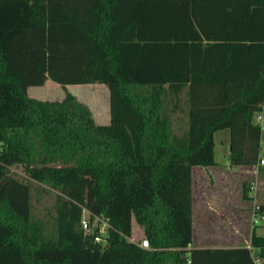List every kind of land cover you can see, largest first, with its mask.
Here are the masks:
<instances>
[{
	"label": "trees",
	"instance_id": "obj_1",
	"mask_svg": "<svg viewBox=\"0 0 264 264\" xmlns=\"http://www.w3.org/2000/svg\"><path fill=\"white\" fill-rule=\"evenodd\" d=\"M47 78L61 99L29 95ZM90 82L108 87V124L65 86ZM263 94L264 0H0V264H256L247 245L188 247L191 167L215 162L219 128L231 163L258 162ZM34 181L55 190L50 217ZM250 243L264 254L255 228Z\"/></svg>",
	"mask_w": 264,
	"mask_h": 264
},
{
	"label": "crops",
	"instance_id": "obj_2",
	"mask_svg": "<svg viewBox=\"0 0 264 264\" xmlns=\"http://www.w3.org/2000/svg\"><path fill=\"white\" fill-rule=\"evenodd\" d=\"M100 86L101 101L91 102L87 99L90 89L81 87V83H68L66 88L86 103L97 123L110 122L109 90L105 83L90 82ZM92 85V84H91ZM79 92L81 96L74 93ZM29 95L41 99H61L65 90L63 86L47 78L43 84L29 85ZM181 103L172 114L173 127L185 126L187 122L185 89L180 93ZM175 121V124H174ZM214 163L208 165L194 164L191 167L192 194V240L188 247H230L250 243L251 232L264 235V226L253 222L258 216L255 211L256 201L250 190L251 198H243L242 183L247 181L253 188L259 174V165L233 164L230 162V130L219 128L213 133ZM264 131L261 133V142ZM264 251V249H263ZM188 253V252H187ZM264 260V254H263Z\"/></svg>",
	"mask_w": 264,
	"mask_h": 264
},
{
	"label": "rangeland",
	"instance_id": "obj_3",
	"mask_svg": "<svg viewBox=\"0 0 264 264\" xmlns=\"http://www.w3.org/2000/svg\"><path fill=\"white\" fill-rule=\"evenodd\" d=\"M84 86L81 87H87L90 89L89 95L87 96V99L91 102L94 101H101L102 100V94H100V86L97 84H81ZM72 91H75L74 88H72ZM77 95L81 96L79 92H74ZM175 124V121H174ZM177 128V127H175ZM261 152L260 155H264V140L261 142ZM13 170H20V167H13ZM259 174L257 179L255 180V184L253 188H251V191L253 193V198H255L256 204L264 203V163L259 164ZM32 202L35 206V209L37 210V213L39 216L42 217H50L51 213L53 212V205L55 202V190L48 187L47 185H44L42 183L33 182V188H32ZM83 214H86V211L83 212ZM261 216H264V213H262ZM262 221V220H261ZM259 226H264V223H261ZM264 228V227H263ZM135 238L140 239L143 237L142 234V228L141 225L137 222L133 221L132 224V233ZM254 256L257 254L253 252ZM184 264V263H182Z\"/></svg>",
	"mask_w": 264,
	"mask_h": 264
},
{
	"label": "built area",
	"instance_id": "obj_4",
	"mask_svg": "<svg viewBox=\"0 0 264 264\" xmlns=\"http://www.w3.org/2000/svg\"><path fill=\"white\" fill-rule=\"evenodd\" d=\"M253 121L257 123L261 129V131H264V94H263V100L261 102V107L257 111L254 112L253 115ZM264 163V155H260V158L257 162V164H263ZM258 204L255 205V211L258 213L257 217L253 218V222L258 223H264V216H261L262 213L257 211ZM86 214H83L80 220L81 226L83 228V231L85 234H90L95 228L98 230V233L94 235V241H102L105 236L107 235V222L104 218L95 215L93 218L90 217V214L86 212ZM262 220V221H261ZM130 241L138 243L139 245L149 248V241L147 238L142 237L140 239L135 238L133 235H130L128 238ZM247 247H249L253 252L257 253L254 256V260L256 264H264L263 255H260V247L253 246L251 243L246 244Z\"/></svg>",
	"mask_w": 264,
	"mask_h": 264
}]
</instances>
